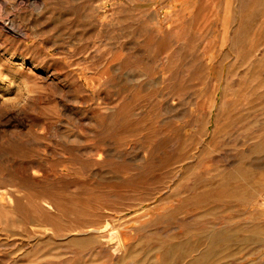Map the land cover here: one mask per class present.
Wrapping results in <instances>:
<instances>
[{"label":"rangeland","instance_id":"1","mask_svg":"<svg viewBox=\"0 0 264 264\" xmlns=\"http://www.w3.org/2000/svg\"><path fill=\"white\" fill-rule=\"evenodd\" d=\"M0 264H264V0H0Z\"/></svg>","mask_w":264,"mask_h":264}]
</instances>
